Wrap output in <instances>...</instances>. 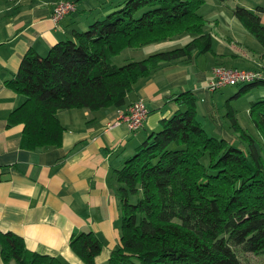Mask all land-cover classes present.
I'll return each mask as SVG.
<instances>
[{
	"label": "trees",
	"instance_id": "1",
	"mask_svg": "<svg viewBox=\"0 0 264 264\" xmlns=\"http://www.w3.org/2000/svg\"><path fill=\"white\" fill-rule=\"evenodd\" d=\"M205 2L122 0L46 55L30 49L14 78L6 81L25 97L8 117L9 126L24 125L23 147L62 145L65 126L57 117L59 110L122 107L136 83L161 62L213 52V36L205 31L207 20L199 12ZM259 12H264L261 5L255 10L233 8L264 47ZM183 34L194 37L182 47L123 65L112 61L128 47ZM254 70L261 77L233 85L240 88L226 101L227 116L245 150L208 133L198 115L197 96L187 90L174 98L181 108L163 119L161 128L151 132L117 171L122 243L108 264H248L241 253H264V98L250 107L263 146L241 126L232 106V100L264 86L261 71ZM0 244L5 264H67L29 249L13 231L0 230ZM70 245L86 264H96L104 242L93 231H82L72 235Z\"/></svg>",
	"mask_w": 264,
	"mask_h": 264
},
{
	"label": "crops",
	"instance_id": "2",
	"mask_svg": "<svg viewBox=\"0 0 264 264\" xmlns=\"http://www.w3.org/2000/svg\"><path fill=\"white\" fill-rule=\"evenodd\" d=\"M59 0H0V230L21 235L33 251L59 257L67 264H86L71 248L74 233L93 231L103 242L96 264H108L122 243L123 214L117 171L161 121L181 106L178 93L193 90L198 115L212 136L225 138L245 150L227 116L226 101L237 91L226 86L209 89L213 69L221 64L254 68L264 77V47L234 15L243 5L255 10L264 0H206L199 12L207 20L205 31L213 36V52L195 53L191 59L161 62L141 78L122 107L61 109L57 117L65 126L61 146L33 150L22 145L24 125H8L12 110L25 97L10 88L26 53L46 55L53 45L85 30L96 19L118 7L122 0H74L76 9L59 24L52 19ZM264 23V12H259ZM194 36L128 47L113 56L117 65L138 61L159 51L184 46ZM264 98V86L253 88L244 105L232 106L241 125L261 142L250 118L251 102ZM144 99L149 114L142 128L130 131L122 117L129 105ZM121 122V123H118ZM0 264H5L1 255ZM261 254H247L248 264H264ZM10 264H18L12 260Z\"/></svg>",
	"mask_w": 264,
	"mask_h": 264
},
{
	"label": "built area",
	"instance_id": "3",
	"mask_svg": "<svg viewBox=\"0 0 264 264\" xmlns=\"http://www.w3.org/2000/svg\"><path fill=\"white\" fill-rule=\"evenodd\" d=\"M75 8L76 3L73 0H59L54 6L53 21L59 24ZM259 77H261V74L254 69L217 65L213 69V76L208 87L210 90L215 91L228 85L248 83ZM148 114L149 109L146 101L138 99L129 105L121 122L127 124L130 131L136 132L143 127Z\"/></svg>",
	"mask_w": 264,
	"mask_h": 264
},
{
	"label": "rangeland",
	"instance_id": "4",
	"mask_svg": "<svg viewBox=\"0 0 264 264\" xmlns=\"http://www.w3.org/2000/svg\"><path fill=\"white\" fill-rule=\"evenodd\" d=\"M76 9V8H75ZM74 11V10H73ZM72 11V12H73ZM231 67V66H230ZM244 68H246V67H244ZM248 69V68H247ZM250 69H254V68H250ZM258 70V69H257ZM240 88V86H235L234 87V89L235 90H237V89H239ZM247 95H248V93L247 94H245L243 97H241V98H238V99H234V100H232V102L233 101H236V104L237 105H239V106H241V105H244V103H245V101H247ZM237 116V115H236ZM239 120V119H238ZM241 124V123H240ZM242 126V125H241ZM243 127V126H242ZM244 128V127H243ZM245 129V128H244ZM246 130V129H245ZM247 131V130H246ZM236 133V132H235ZM237 134V133H236ZM238 135V134H237ZM239 137V136H238ZM241 255H242V258H243V260L247 263V253H241ZM261 259H264V255H262L261 256Z\"/></svg>",
	"mask_w": 264,
	"mask_h": 264
}]
</instances>
